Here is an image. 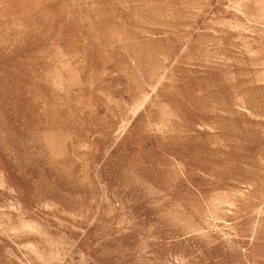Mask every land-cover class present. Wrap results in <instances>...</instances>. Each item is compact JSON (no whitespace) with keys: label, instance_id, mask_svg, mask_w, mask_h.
Returning <instances> with one entry per match:
<instances>
[{"label":"rangeland","instance_id":"1","mask_svg":"<svg viewBox=\"0 0 264 264\" xmlns=\"http://www.w3.org/2000/svg\"><path fill=\"white\" fill-rule=\"evenodd\" d=\"M0 264H264V0H0Z\"/></svg>","mask_w":264,"mask_h":264}]
</instances>
